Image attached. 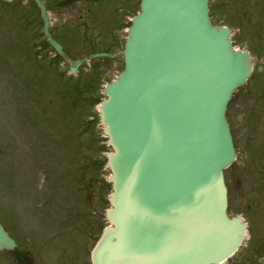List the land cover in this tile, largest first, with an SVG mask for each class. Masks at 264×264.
Returning a JSON list of instances; mask_svg holds the SVG:
<instances>
[{
  "label": "water",
  "instance_id": "1",
  "mask_svg": "<svg viewBox=\"0 0 264 264\" xmlns=\"http://www.w3.org/2000/svg\"><path fill=\"white\" fill-rule=\"evenodd\" d=\"M12 1V0H5ZM44 34L72 74L95 57L123 59L100 114L113 148L110 226L93 264H221L242 246L243 219L227 215L224 170L235 160L226 109L254 61L211 24L207 0H142L121 54L72 60ZM16 242L0 224V251Z\"/></svg>",
  "mask_w": 264,
  "mask_h": 264
},
{
  "label": "rangeland",
  "instance_id": "2",
  "mask_svg": "<svg viewBox=\"0 0 264 264\" xmlns=\"http://www.w3.org/2000/svg\"><path fill=\"white\" fill-rule=\"evenodd\" d=\"M66 1L45 0L54 37L72 58L123 51L141 0H83L64 9ZM210 1L214 24L239 33L240 0ZM16 4L0 0V223L19 248L0 252V264H92L112 191L111 148L97 109L124 63L94 58L70 77L47 46L38 13L23 6L17 16ZM240 167L226 171L230 212L250 223L251 241L223 264H264L256 249L264 240V180Z\"/></svg>",
  "mask_w": 264,
  "mask_h": 264
},
{
  "label": "flooded vegetation",
  "instance_id": "3",
  "mask_svg": "<svg viewBox=\"0 0 264 264\" xmlns=\"http://www.w3.org/2000/svg\"><path fill=\"white\" fill-rule=\"evenodd\" d=\"M99 1L94 0V3ZM80 2L67 0L63 8L69 6L75 8ZM23 4L29 5V3L20 1L14 7V14L23 15L20 10ZM47 6L51 11V6L48 4ZM236 16L239 19V33H231L233 43L235 45L239 43L240 46L237 47L240 50L250 53L255 60V66L251 78L235 91L228 106V119L236 151L233 166L240 165L239 171L247 166L249 172L251 171L252 174L255 172L254 175L264 180V0H240ZM236 177L240 178V174ZM230 181L227 176L229 212L234 198ZM238 207L243 206L240 203ZM230 214L232 215V212ZM256 245L258 251L264 252V240Z\"/></svg>",
  "mask_w": 264,
  "mask_h": 264
}]
</instances>
